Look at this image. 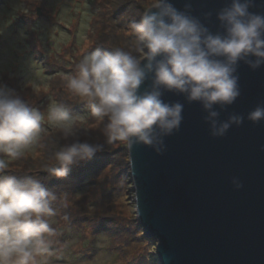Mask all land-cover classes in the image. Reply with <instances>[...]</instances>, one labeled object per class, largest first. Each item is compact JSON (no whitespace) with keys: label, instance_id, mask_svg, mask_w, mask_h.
<instances>
[{"label":"clouds","instance_id":"1","mask_svg":"<svg viewBox=\"0 0 264 264\" xmlns=\"http://www.w3.org/2000/svg\"><path fill=\"white\" fill-rule=\"evenodd\" d=\"M252 5L253 0H230L216 12L221 30L213 32L191 14V0H186L184 9L172 0H152L130 25L134 51L97 48L78 61L74 74L64 77V87L103 122L109 144L121 142L129 148L143 144L162 154L164 138L179 130L184 109L181 103L166 102L164 92L199 103L207 112L204 120L211 136L223 137L245 120L232 113L221 121L216 110L240 96L239 64L253 70L264 66V13L251 11ZM146 81L150 83L141 89ZM246 118L264 121V103ZM44 121L38 108L15 90L0 86V264H51L57 254L59 233L50 218L58 215L57 203L67 207L66 201L32 175L17 178L5 172L9 160L22 157L39 142ZM47 123L58 127L65 141L54 153L55 163L44 166L50 176L67 177L73 164L104 148L80 138L88 137L89 129H74V117L64 104L49 107ZM231 182L237 190L243 187L238 177ZM62 219L67 221L68 216Z\"/></svg>","mask_w":264,"mask_h":264},{"label":"rangeland","instance_id":"2","mask_svg":"<svg viewBox=\"0 0 264 264\" xmlns=\"http://www.w3.org/2000/svg\"><path fill=\"white\" fill-rule=\"evenodd\" d=\"M151 3L0 0V86L15 90L45 116L39 142L26 149L22 157L9 160L5 172L20 178L17 174L32 169L36 179L54 183V178L58 182L59 191L47 188L65 200L67 207L58 202V215L50 218L59 233L54 246L57 254L51 257V264H160L155 240L142 232L151 239L144 246L135 233L137 225L141 226L132 220V216L137 217L128 146L107 143L103 122L93 118L86 103L64 87V77L74 74L78 61L97 48L134 51L130 25ZM60 102L71 110L74 129H89V136L80 138L104 148L93 158L71 166L67 177L56 179L44 171V166L65 142L60 129L47 123L49 107ZM45 149L50 150L49 159ZM42 183L45 185V181ZM65 214L67 221L62 219Z\"/></svg>","mask_w":264,"mask_h":264},{"label":"water","instance_id":"3","mask_svg":"<svg viewBox=\"0 0 264 264\" xmlns=\"http://www.w3.org/2000/svg\"><path fill=\"white\" fill-rule=\"evenodd\" d=\"M172 2L184 9L186 0ZM228 3L191 0L190 12L216 32V12ZM250 10L264 13V0H253ZM237 75L240 96L216 110L221 121L232 113L245 120L225 136H211L199 103L164 92L166 102L184 106L179 130L164 138L162 154L143 144L128 147L134 210L160 264H264V121L246 118L264 103V66L241 62ZM233 177L242 188H234Z\"/></svg>","mask_w":264,"mask_h":264},{"label":"trees","instance_id":"4","mask_svg":"<svg viewBox=\"0 0 264 264\" xmlns=\"http://www.w3.org/2000/svg\"><path fill=\"white\" fill-rule=\"evenodd\" d=\"M61 103V102H60ZM58 150V149H57ZM45 151H46V155L48 156V159H49V157H50V150H47V149H45ZM55 151H56V149H55ZM53 153V152H52ZM55 153V152H54ZM54 153H53V158H54ZM43 160H40V163L42 162ZM54 164L55 163V161H54V159L51 161V162H49V164ZM48 164V165H49ZM96 164H97V162H95L94 163V167H96ZM75 164H73L72 166H74ZM33 166H29V168H32ZM72 168V167H71ZM71 168H70V170H71ZM96 170L98 169L97 167L95 168ZM128 169V168H127ZM24 171H26V173L23 175L22 173H19V174H17L18 176H21L20 178H22L23 176H25V175H32L33 174V172L35 171V170H32V169H29V170H24ZM79 172H81V171H79ZM32 176H34V175H32ZM80 177V176H79ZM75 178H76V176H75ZM81 178V177H80ZM122 178H124V175H122ZM57 179V178H56ZM45 181V185H46V187L47 186H49V187H54V188H56L58 191H59V187L57 188L56 186H57V183L58 182H55V179L53 178V181H54V183L53 182H48L47 180H41V182H44ZM132 220L134 221V224H136V223H138V220L134 217L133 218V216H132ZM137 225V224H136ZM137 229H138V231H135V233H136V235L138 236V237H140L141 239H142V241H143V245L145 246L147 243H148V241L149 240H151L150 238H145L144 236H143V234H142V230H141V228L137 225V227H136Z\"/></svg>","mask_w":264,"mask_h":264}]
</instances>
